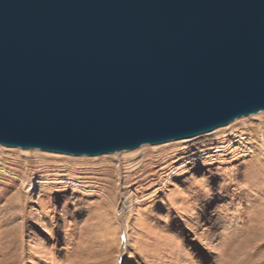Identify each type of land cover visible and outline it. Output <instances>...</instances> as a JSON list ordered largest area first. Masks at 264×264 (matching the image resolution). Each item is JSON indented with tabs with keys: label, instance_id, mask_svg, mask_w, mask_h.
I'll return each mask as SVG.
<instances>
[{
	"label": "water",
	"instance_id": "obj_1",
	"mask_svg": "<svg viewBox=\"0 0 264 264\" xmlns=\"http://www.w3.org/2000/svg\"><path fill=\"white\" fill-rule=\"evenodd\" d=\"M264 111V0H0V144L100 156Z\"/></svg>",
	"mask_w": 264,
	"mask_h": 264
},
{
	"label": "rangeland",
	"instance_id": "obj_2",
	"mask_svg": "<svg viewBox=\"0 0 264 264\" xmlns=\"http://www.w3.org/2000/svg\"><path fill=\"white\" fill-rule=\"evenodd\" d=\"M247 133L234 153L148 146L134 170L0 146V264H264V147Z\"/></svg>",
	"mask_w": 264,
	"mask_h": 264
},
{
	"label": "bare ground",
	"instance_id": "obj_3",
	"mask_svg": "<svg viewBox=\"0 0 264 264\" xmlns=\"http://www.w3.org/2000/svg\"><path fill=\"white\" fill-rule=\"evenodd\" d=\"M246 118H249V119H246ZM254 118L259 119V121L258 120H255ZM262 121H264V111H260L257 114H251V115H248V116H242V117L234 120L232 123H230L227 126H223V127L217 128V129H215L213 131H210V132H207V133L198 134L196 136H193V137H190V138H187V139H178V140L168 141V142H164V143H160V144H155V145H150V144L147 145L146 144V145H143L140 148L135 149V150L121 151V152H116V153L104 154V155H100V156H105V157H103V159H102L103 161L102 162L106 163L107 160H108V159H106V155H114L115 154L116 156L114 155L113 156L114 158H120V157H122L125 160V162L127 163L126 169L134 170V168L136 166H139L140 165V167H141V166H143V164L145 166V161L146 160L145 161H141V162L136 161L135 159L138 156L135 157L133 154H135V152H138V150H142L143 151V148H146L148 146H155V147H153V149L154 148L155 149H158V147H156V146H162L163 145V148L166 147V148L163 149L164 151H174V150L178 149L177 146H179V145L182 146V145H186V144H189V143L197 142L198 141V144H196V145H199L200 152H198L196 154L194 153L195 155H192L194 157L195 156H200L201 157V156H204V155H207V154H210V155H212V154H221V153H224L226 151L228 152L229 150H231V152L234 153V152H236L238 150H242V147H244L243 145L246 143L245 140H247V138H249L250 140L252 139L250 136H248V133H247L248 131L250 133H252V134H255L256 133L258 135V137H259L258 138V141H261L262 142V147H264V123L262 124ZM225 132H227V133H225ZM224 134H226V137H224ZM226 144H227V146H226ZM196 145H194V143H193V146L192 147L195 148ZM0 146H2V148L3 147L4 148L7 147V146L1 145V144H0ZM239 146H241V147H239ZM262 147L260 146V149H262ZM8 148H12L13 150L14 149L15 150L16 149H19L20 151L19 150L13 151V152H16V154H18V155L19 154H30L29 151L33 150V151L48 153L49 156H53V157H56V158H59V159L60 158H66V157H63V156H68L69 158L71 156L73 157V155H68V154H64V153H56V152L42 151L40 149H23V148H18V147H8ZM160 149H161V147H160ZM53 153H56V154L53 155ZM198 154H201V155H198ZM83 156H85V155H83ZM192 156L190 157V160H193V157ZM76 157L77 156H75V158ZM88 157L89 156H87L84 159H87ZM94 157H98V156H94ZM258 157H259V154H258ZM89 160H91V159H89ZM261 161H262V158L260 159V157H259L258 162H261ZM159 162L160 163H165L164 160H161ZM190 164H191V162H190ZM128 172H130V171H128ZM33 183H34V181H32V182L29 183L30 184V187L33 186ZM118 234H119V232H118Z\"/></svg>",
	"mask_w": 264,
	"mask_h": 264
}]
</instances>
